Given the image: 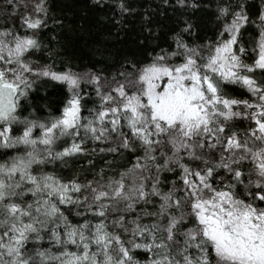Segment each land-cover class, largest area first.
<instances>
[{
	"label": "snow or ice",
	"instance_id": "obj_1",
	"mask_svg": "<svg viewBox=\"0 0 264 264\" xmlns=\"http://www.w3.org/2000/svg\"><path fill=\"white\" fill-rule=\"evenodd\" d=\"M6 0L0 264H264V0Z\"/></svg>",
	"mask_w": 264,
	"mask_h": 264
},
{
	"label": "trees",
	"instance_id": "obj_2",
	"mask_svg": "<svg viewBox=\"0 0 264 264\" xmlns=\"http://www.w3.org/2000/svg\"><path fill=\"white\" fill-rule=\"evenodd\" d=\"M6 0H0V10H2L5 6ZM57 9H62L67 12L74 13V16L72 19H77L80 15L79 9L76 6V0H54Z\"/></svg>",
	"mask_w": 264,
	"mask_h": 264
}]
</instances>
